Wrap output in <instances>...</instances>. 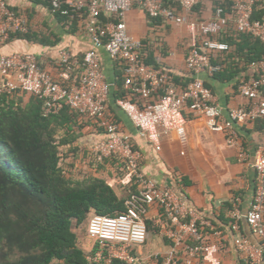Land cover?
<instances>
[{"label": "built area", "instance_id": "2783aa9c", "mask_svg": "<svg viewBox=\"0 0 264 264\" xmlns=\"http://www.w3.org/2000/svg\"><path fill=\"white\" fill-rule=\"evenodd\" d=\"M48 3L52 12L68 15L76 12L91 40L81 61L66 51L61 52L63 67L59 78L47 71L30 52L6 54L1 47L18 33H28V19L16 12L9 0H0V95L27 92L43 101L45 117L59 114L69 107L99 122L103 133L91 145L97 161L117 158L128 176L137 185L126 199V209L115 215L95 214L89 221L88 235L95 241V251L87 257L90 263L115 264H182L171 254L142 258L139 249L146 243V217L152 205L162 209L168 219L165 237L185 255V264L197 259L221 264L218 245L210 242L211 220L192 209L181 195L170 187L160 186L141 168L142 154L135 148L132 137L106 117L112 82L104 72L101 50L112 62L123 66L124 86L129 98H120L117 105L141 135L160 149L161 130L165 133L181 130L187 124L186 113L202 116L209 130L223 132L230 146L239 143L237 127L247 122L264 120V60L250 64L253 74L241 76L237 82L239 94L248 100L245 107L225 109L215 99L213 90L202 75L214 76L223 70L218 58L232 46L218 36L233 24L235 30L258 39L264 46V19H255L256 8L264 0H233L230 9L219 5L210 19L192 18L191 13L201 0H175L181 11L167 6L165 0H36ZM139 7L150 19L164 24L187 25L190 45L186 57L187 71L192 80L186 86L177 85L172 72L164 66L145 64L142 40L133 36L127 16ZM76 67L81 73L74 76ZM244 154H242L243 156ZM253 168L256 186L253 201L242 214L240 200L231 211V228L239 232L244 216L252 232L260 239L264 254V152L255 159ZM240 249L249 247L247 237L235 240Z\"/></svg>", "mask_w": 264, "mask_h": 264}, {"label": "crops", "instance_id": "0c3cea01", "mask_svg": "<svg viewBox=\"0 0 264 264\" xmlns=\"http://www.w3.org/2000/svg\"><path fill=\"white\" fill-rule=\"evenodd\" d=\"M9 2L18 8L31 3L36 8L45 9L32 0H9ZM214 7V0H201L191 13V17L210 19L214 13ZM257 11L264 14V1L258 5ZM126 21L130 33L140 40H148L154 47V53L158 56V60L172 72L176 82L186 86L190 75L186 67V57L190 45L189 27L162 22L153 24L148 20L145 11L139 7H135L128 14ZM60 36L61 42L55 46L14 37L5 43L1 50L6 54L34 53L38 56L43 67L54 77L59 78L63 69L60 64L62 51L82 56L91 48V40L84 29L75 33L64 32ZM230 45L232 46L231 51L235 52L236 45ZM101 54L104 72L112 82L115 72L113 62L104 49ZM229 65V72L224 74L221 79L206 74L202 75L213 90L217 103L224 107L225 114L229 109L247 106L248 100L241 96L237 90V80L241 76L253 74L250 64L244 62L240 57L230 59ZM80 73L81 68L76 67L73 75L77 76ZM34 100V95L19 91L5 95V100L1 103L3 106L10 104L27 111ZM186 115L188 121L184 129L172 130L167 133L161 130L160 149H157L154 143L141 135L122 110L111 111L108 109L106 113L109 120L116 122L122 131L131 135L135 148L142 154L141 168L143 172L160 186L172 188L187 201L192 209L200 213L203 218L212 221L214 229L209 230V239L210 242L218 245L217 257L221 264H264V254L260 250L261 241L252 232L245 217L243 216L240 220L239 232L232 230L230 217L237 199L240 200L243 215L253 201L256 186L253 163L264 152V120L239 125L237 127L239 143L236 146H230L226 142L225 133L208 129L204 117L194 116L188 112ZM88 118L94 122L97 129L103 130L96 119ZM102 133L103 131L90 133L85 137L84 142L79 144L80 155L86 154V158L80 165L70 164L68 176H75L74 180L88 178L75 172L77 170L82 172V168L93 170L91 167L93 160L88 155L93 154L91 145ZM65 146L68 149L71 145L68 143ZM242 154L244 155L242 156ZM70 158L72 157L67 158L68 162H73ZM99 165V168L94 169L98 171V173H94V177L106 180L114 189L116 185L124 184L125 186H134L133 191L136 190L135 182L130 180L119 159L107 158ZM78 166L80 169H77ZM72 168L76 169L72 170ZM119 174H124V176L120 177ZM159 215L160 208L157 205H152L148 210L147 218H156ZM240 236L247 237L251 245L240 249L235 243V240ZM151 245L152 243H150L149 249L152 248ZM142 249L143 246L139 249L140 253H143ZM162 252L178 256L181 263L185 264V255L181 250H177L171 242L170 245L162 249ZM193 264L211 263L197 259Z\"/></svg>", "mask_w": 264, "mask_h": 264}, {"label": "trees", "instance_id": "16d2710c", "mask_svg": "<svg viewBox=\"0 0 264 264\" xmlns=\"http://www.w3.org/2000/svg\"><path fill=\"white\" fill-rule=\"evenodd\" d=\"M32 1L48 9L59 22L70 24L69 33H75L77 24H81V17L76 12L63 15L52 12L48 3ZM232 3L233 0H214V11L219 5L229 10ZM165 4L181 11L175 0H165ZM10 6L16 12H22L11 3ZM253 17L264 19V14L256 8ZM147 18L153 24L161 22L148 15ZM232 26L230 24L218 38L236 45V51L225 52L218 58L223 70L213 77L221 79L229 72V61L234 57H240L248 64L264 60L263 44L249 34L237 32ZM14 37L51 46L61 42L60 35L40 37L30 30L14 34L10 39ZM153 48L148 40H142L143 62L166 67L158 60ZM83 56L73 55L79 61ZM113 65L115 72L108 102L111 111L120 109L118 99L130 97L124 86L123 66L114 62ZM188 80L186 85L192 80L191 75ZM206 85L210 87L207 82ZM5 95H0V264H95L88 261V255L79 247L74 222L83 224L91 212L98 215L122 212L126 209V199L119 197L102 178L74 180L61 167L59 146L72 140L64 139L58 143L56 131L65 127L73 133L78 114L84 115L65 107L59 114L45 117L40 98L35 96L26 111L10 104L3 106L1 101L5 100ZM133 192H137V188ZM156 218L159 223L146 217L147 228L151 230L156 226L158 232L164 231L168 224L165 212L160 209ZM115 264L123 263L115 261Z\"/></svg>", "mask_w": 264, "mask_h": 264}, {"label": "rangeland", "instance_id": "374dc122", "mask_svg": "<svg viewBox=\"0 0 264 264\" xmlns=\"http://www.w3.org/2000/svg\"><path fill=\"white\" fill-rule=\"evenodd\" d=\"M30 5V6H28ZM27 6H24L22 8H19L23 14L28 19L29 23V29L30 32H34V35H39L40 37H48L53 38L54 35H62V33L71 31L72 26L64 22H59L54 15L48 10L43 8H36L32 6L31 3H29ZM83 30V27L77 24L76 31ZM42 64V63H41ZM77 122L73 126V133L71 131H67L65 127H59L56 131V141L59 143L60 141H64V139L72 140L70 143V148H66L65 144H60L59 150H60V165L64 170L66 171V175H68L69 171V165L72 164L76 166L77 164H81L82 161L86 158V154L84 156H81L80 146L79 144L84 142L85 137L88 136L90 133H98L102 132L103 130L97 129L94 122H92L88 116H77ZM89 151V150H87ZM80 152V153H79ZM90 152V151H89ZM92 154V153H91ZM72 157L73 162H68L67 158ZM92 158V169L93 170H85L82 168V172L76 171V174H80V176L83 177H94V173H98V171H95L94 169L99 168V162L95 158L94 154L88 155ZM90 167V168H91ZM76 168H72L74 170ZM77 169H80L78 166ZM72 179H76L75 176L70 175ZM120 177H123L124 174H119ZM115 191L118 193V195L123 198L127 199L129 194L133 192L134 186L131 185H124L121 184L115 186ZM95 215L94 212H91L88 215V218L86 221L81 225H76L74 222L73 230L78 236V245L80 248H82L85 253L89 256L91 255V252L93 251L95 247V241L88 235V225L90 219ZM157 218H154V220ZM155 223L157 220H155ZM156 226L152 227L150 230L148 228V238L146 243L143 245V253H141L142 258H149L154 257L155 255H159L160 258H165L169 256L168 254H163L162 249L166 248L167 245H170L169 240L165 237V231H157ZM152 243V248L149 249V245Z\"/></svg>", "mask_w": 264, "mask_h": 264}]
</instances>
